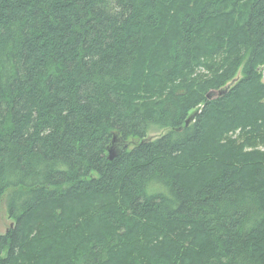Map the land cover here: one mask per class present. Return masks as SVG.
I'll use <instances>...</instances> for the list:
<instances>
[{"label":"trees","instance_id":"obj_1","mask_svg":"<svg viewBox=\"0 0 264 264\" xmlns=\"http://www.w3.org/2000/svg\"><path fill=\"white\" fill-rule=\"evenodd\" d=\"M263 71L264 0H0V264H264Z\"/></svg>","mask_w":264,"mask_h":264},{"label":"water","instance_id":"obj_2","mask_svg":"<svg viewBox=\"0 0 264 264\" xmlns=\"http://www.w3.org/2000/svg\"><path fill=\"white\" fill-rule=\"evenodd\" d=\"M239 80V74L238 76L232 80L231 82H229V86H234L236 84V82ZM223 93L220 92V91H209L207 94H206V99L207 101H212L214 99H217L218 97H222ZM191 119L192 118H189L187 121H186V125H188L190 122H191ZM121 152V147L120 145H118V142L116 140V138L114 137L110 143V145L108 146L107 148V153H108V160L109 161H112L115 157H117ZM9 227H12V224H10Z\"/></svg>","mask_w":264,"mask_h":264},{"label":"rangeland","instance_id":"obj_3","mask_svg":"<svg viewBox=\"0 0 264 264\" xmlns=\"http://www.w3.org/2000/svg\"><path fill=\"white\" fill-rule=\"evenodd\" d=\"M264 72V71H263ZM263 82H264V77H263ZM195 115V111L190 112V116ZM167 131L166 130H153L151 129L147 136L149 138H158L159 136H162L165 134ZM10 219L8 218V215L6 213V210L4 207L0 208V234H4L8 227L10 226Z\"/></svg>","mask_w":264,"mask_h":264},{"label":"bare ground","instance_id":"obj_4","mask_svg":"<svg viewBox=\"0 0 264 264\" xmlns=\"http://www.w3.org/2000/svg\"><path fill=\"white\" fill-rule=\"evenodd\" d=\"M216 23V22H215ZM222 24V23H221ZM206 25V24H205ZM215 25V24H214ZM205 28V27H204ZM218 28V27H217ZM240 29V28H239ZM240 31V30H239ZM170 32V31H169ZM169 32H167V34L169 33ZM198 32V31H197ZM214 32V31H213ZM241 32V31H240ZM218 33V32H217ZM166 34V33H165ZM195 35V34H194ZM219 36V35H218ZM220 36H222V35H220ZM223 37V36H222ZM225 37V36H224ZM234 38V37H233ZM166 39H169V38H166ZM165 39V40H166ZM193 39V38H192ZM232 39V38H231ZM194 40V39H193ZM196 40V39H195ZM218 40V39H217ZM229 40V39H228ZM227 40V41H228ZM200 41V40H199ZM231 42V41H230ZM233 43V42H232ZM147 44V43H146ZM150 44V43H149ZM207 44V43H206ZM220 44H221V42H220ZM167 45V44H166ZM156 46V45H155ZM146 48V47H145ZM227 48V47H226ZM137 49V48H136ZM157 51H158V49H157ZM135 52V51H134ZM167 52V51H166ZM192 52V51H191ZM133 53V52H132ZM139 53V52H138ZM140 54V53H139ZM166 55V54H165ZM154 57V56H153ZM149 59V58H148ZM143 60V59H142ZM150 61V60H149ZM164 61V60H163ZM144 63V62H143ZM150 63V62H149ZM140 67V66H139ZM147 68V67H146ZM238 76V75H237ZM234 80V79H233ZM232 81V80H231ZM230 81V82H231ZM233 87V86H232ZM231 86H229V84L227 83L224 87H222V88H220V89H218V90H216V91H220V92H222L223 93V95H222V97H224L228 92H229V90L232 88ZM135 93V92H134ZM221 97V98H222ZM128 100V99H127ZM137 100V99H136ZM125 102H126V100H125ZM154 102V101H153ZM135 104V103H134ZM139 104H141V103H139ZM146 104V103H145ZM125 105V104H124ZM125 107H127V105L125 106ZM128 108H130V107H128ZM135 109V108H134ZM154 112H155V110H154ZM136 113V112H135ZM192 118V117H191ZM164 142V141H163ZM65 178V177H64Z\"/></svg>","mask_w":264,"mask_h":264},{"label":"flooded vegetation","instance_id":"obj_5","mask_svg":"<svg viewBox=\"0 0 264 264\" xmlns=\"http://www.w3.org/2000/svg\"><path fill=\"white\" fill-rule=\"evenodd\" d=\"M198 112H200V111H198ZM195 114H196V111H195ZM194 116H195V115H193V116H190V117H192V118H193Z\"/></svg>","mask_w":264,"mask_h":264}]
</instances>
